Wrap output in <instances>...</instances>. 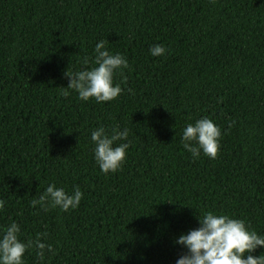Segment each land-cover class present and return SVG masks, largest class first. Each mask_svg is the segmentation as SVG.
<instances>
[{"label": "trees", "instance_id": "trees-1", "mask_svg": "<svg viewBox=\"0 0 264 264\" xmlns=\"http://www.w3.org/2000/svg\"><path fill=\"white\" fill-rule=\"evenodd\" d=\"M101 40L128 61L121 95H62ZM202 118L221 130L216 159L181 143ZM100 127L129 132L115 173L94 157ZM50 184L78 186V207L33 208ZM0 199V236L16 222L55 251L24 264H176L208 211L264 237V0H0Z\"/></svg>", "mask_w": 264, "mask_h": 264}, {"label": "clouds", "instance_id": "clouds-1", "mask_svg": "<svg viewBox=\"0 0 264 264\" xmlns=\"http://www.w3.org/2000/svg\"><path fill=\"white\" fill-rule=\"evenodd\" d=\"M106 40H101L95 45V60L97 65L91 69L77 72H65L69 79L67 88H60L61 94L67 96L68 89L75 90L78 98L88 101L94 98L96 102H110L122 93L120 84L114 85V75L123 69L129 68L124 56L117 53L110 54L105 49ZM154 57L163 56L167 49L163 45H155L150 50ZM88 64V58L83 60ZM126 78L122 79L124 83ZM128 129L123 131L113 129L109 137L103 127L91 132V141L95 144L94 157L100 170L104 174L115 173L120 170L126 160L129 143H120L128 137ZM221 130L209 118H202L195 124H188L182 134L181 143L193 158L203 154L210 159H216L220 148ZM83 193L76 186L71 194L63 188L50 184L38 199L31 200V206H41L42 211L59 207L61 211L76 209L82 199ZM5 207V201L0 199V210ZM199 227L181 234L175 244L183 246L187 251L181 255L176 264H264V254L253 256L257 248H264V237L258 235L244 220L233 219L228 215H217L211 211L198 218ZM20 228L12 222L3 229L0 236V264H24L23 256L30 248L36 249V255L43 260L45 252L55 255L50 244L42 242L47 233H39L35 240L21 242L19 239Z\"/></svg>", "mask_w": 264, "mask_h": 264}]
</instances>
